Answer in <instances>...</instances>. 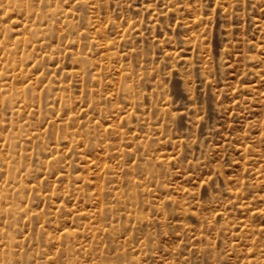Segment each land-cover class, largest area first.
Segmentation results:
<instances>
[{
	"label": "rangeland",
	"instance_id": "rangeland-1",
	"mask_svg": "<svg viewBox=\"0 0 264 264\" xmlns=\"http://www.w3.org/2000/svg\"><path fill=\"white\" fill-rule=\"evenodd\" d=\"M0 264H264V0H0Z\"/></svg>",
	"mask_w": 264,
	"mask_h": 264
}]
</instances>
